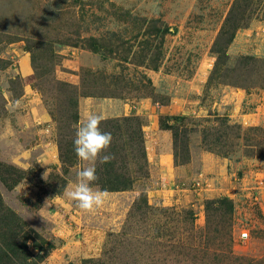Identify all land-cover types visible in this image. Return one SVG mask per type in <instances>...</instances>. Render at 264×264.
<instances>
[{"label":"rangeland","instance_id":"1","mask_svg":"<svg viewBox=\"0 0 264 264\" xmlns=\"http://www.w3.org/2000/svg\"><path fill=\"white\" fill-rule=\"evenodd\" d=\"M230 14L242 27L216 53ZM90 97L147 100L159 127L119 117L139 119L145 157L133 148V188L89 214L63 195L85 162H63L60 146L73 145ZM168 145L166 180L153 161ZM143 195L166 212L130 217ZM0 196L54 245L37 264H235L214 233L225 222L232 255L264 264V0H0Z\"/></svg>","mask_w":264,"mask_h":264},{"label":"trees","instance_id":"2","mask_svg":"<svg viewBox=\"0 0 264 264\" xmlns=\"http://www.w3.org/2000/svg\"><path fill=\"white\" fill-rule=\"evenodd\" d=\"M241 27V20L236 22L233 14H230L225 20L219 33L214 45V51L216 53H221L222 50L219 48L220 44L224 43L225 45H230L235 38L236 31ZM166 32H168V30ZM90 43L92 49H101V46L96 39L90 38ZM155 67L158 69L157 64H155ZM76 105V102L72 100L69 106L75 108ZM78 119V113L74 112L71 116V120L76 123ZM100 128L102 131L110 132L112 136H126L129 142H122L119 145L111 143L107 153H102V155L110 153L112 159L105 164H100L98 162V166L96 167L98 180L94 185L106 192H120L132 189L134 186V180L127 171L125 165L127 159L133 148H136L141 157H145L144 138L139 119L131 117L106 120L102 121ZM174 137L175 140H177L178 132L175 131V129ZM73 155L74 149L72 144L69 145L68 150L64 149V146H60V156L63 162H71ZM139 169L141 171L143 169L142 166H140ZM212 204H208V209ZM158 210L159 209L152 208L148 204L146 196L143 195L141 200L134 204L132 215H130V217L133 218L135 212L147 213ZM210 210L214 212L222 211L220 217H228V215L232 213L230 208L220 209L213 207ZM159 211L166 212L165 210ZM225 225L227 228L222 234L220 233L221 231L219 232L218 230H214V233L218 234L220 248L223 250L226 249L227 252L231 253V255L227 257L228 261L230 260L231 263L233 262L235 264H263L262 262H254L252 260L241 263V259L232 255L233 238L231 235V224L230 222H225ZM171 248V250H173L176 247L173 245ZM52 249H54V245L51 242L42 239L16 213L6 207L0 196V264H37L42 261ZM219 254L220 253H216L215 256H218ZM82 264H104V262L101 259H85Z\"/></svg>","mask_w":264,"mask_h":264},{"label":"clouds","instance_id":"3","mask_svg":"<svg viewBox=\"0 0 264 264\" xmlns=\"http://www.w3.org/2000/svg\"><path fill=\"white\" fill-rule=\"evenodd\" d=\"M105 119L103 113L89 112L84 119L76 125L74 152L78 161L85 162L75 173L74 181L64 189L63 195L75 203L76 207L84 213H93L103 207L107 192L94 187L98 180L96 163L105 164L112 159L107 153L113 137L110 132L102 131L100 124Z\"/></svg>","mask_w":264,"mask_h":264},{"label":"crops","instance_id":"4","mask_svg":"<svg viewBox=\"0 0 264 264\" xmlns=\"http://www.w3.org/2000/svg\"><path fill=\"white\" fill-rule=\"evenodd\" d=\"M237 40H239V38ZM237 40L235 43H237ZM80 105L82 108L81 121L84 119L85 115L89 112L103 113L105 119L119 118L132 114L146 118V120L150 122V125H148L147 128H151V132L153 133L157 132L159 127L158 121L155 118L156 116L152 113L150 103L147 102V100L138 102L136 105H132L120 99H114V98L97 99L90 97L83 99L80 102ZM51 121L52 119L48 114L42 115L38 120L39 123H43V124H49L51 123ZM45 151H46V156L52 155L55 157L56 154H58L55 146L47 145V147H45ZM166 155L168 156V158L164 162L161 161L160 159L161 156L156 155L157 159H155L153 163H156L160 171L164 172L165 175L162 176V179L163 177H166V180H169V176L171 175V173H176L177 170V167L175 166L172 160L171 147L169 145H168V149L166 150Z\"/></svg>","mask_w":264,"mask_h":264},{"label":"built area","instance_id":"5","mask_svg":"<svg viewBox=\"0 0 264 264\" xmlns=\"http://www.w3.org/2000/svg\"><path fill=\"white\" fill-rule=\"evenodd\" d=\"M247 236V234H245L243 237H246Z\"/></svg>","mask_w":264,"mask_h":264}]
</instances>
